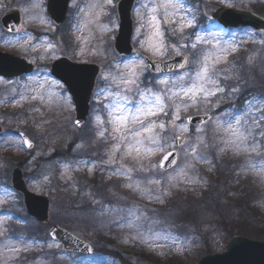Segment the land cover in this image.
<instances>
[{
    "label": "snow or ice",
    "instance_id": "snow-or-ice-1",
    "mask_svg": "<svg viewBox=\"0 0 264 264\" xmlns=\"http://www.w3.org/2000/svg\"><path fill=\"white\" fill-rule=\"evenodd\" d=\"M113 0H103L102 3L97 2L88 6V11L84 12V18L81 23L75 27V31L83 32L89 29V26L95 25L102 32L111 31V29L102 23L100 18L102 15H107L105 11L107 6H111ZM4 5L0 4V7ZM38 7L32 4L30 8H23L28 20H39L41 24H49L42 16L32 15L34 9ZM142 8L148 9L147 26L151 29L146 41H140L143 47L147 43L149 50L153 55L160 57L161 60L156 63L163 62V58L175 52L180 55L182 50L191 49V54L183 58V63L180 68L183 70L180 74L174 77H163L154 81V87H141V76L143 74V60L137 63H127L123 65L121 70L117 66L118 74L107 73L103 75L105 81H110L115 86L114 90L104 88L95 93L98 103L102 105L106 112V119H102L100 115L94 117L98 128L97 138L104 140L106 143L109 138L112 143L109 145L108 151L105 152L106 160L102 161L106 166L110 176H115L125 183L123 187L128 191L139 192L146 195L149 200H155L159 203H164V197L170 194V189L178 184H197L204 183L198 172L195 171L196 163L212 164V161L201 155L202 150L209 148L206 140V130L197 127V135L195 141H190L185 138L188 132V122L190 116L182 118V112H186L189 108L196 107L199 109L204 105L209 111L219 107L221 94L225 92V87L221 81L233 79L232 69L229 66V55L236 51L233 43H219L220 32L205 30L207 35L194 31V39L186 43L176 45H167L164 41V32L161 30V24L174 25L173 32L179 33L181 39H184L186 29H194L195 16L189 18L186 15H180L181 12L188 10L180 2V0H152L149 4L142 5ZM162 13L163 19H158V14ZM136 14L141 19V27H144L143 14L138 8ZM8 31L19 32L20 28H9ZM140 28L137 29L139 34ZM89 35L91 33L89 32ZM27 42L31 43L32 37L27 35ZM77 39L81 42H86L88 37L83 35ZM235 37H233V40ZM5 44H11L12 41L5 39ZM55 56L56 53L51 51L56 45L46 42L45 45ZM35 48V45H32ZM171 49V52L169 51ZM83 53L84 49L81 48ZM224 65V67H221ZM65 71L72 75L78 69L67 68ZM35 87L25 85L26 88L31 87V95L21 93V101L40 100L44 101L47 96L50 99L58 95L53 91V88L62 89L63 84L55 81L49 83L45 81H33ZM229 91L231 93H239L240 86H232ZM215 98V99H214ZM264 104V98L259 101ZM128 105H132L131 108ZM33 111L39 112L36 108ZM260 115L256 116L255 113ZM208 120L212 117L205 112ZM168 117L169 119H165ZM179 121L180 123H177ZM76 126H80V121H76ZM215 129L214 136L218 143L213 145L218 154L233 153L236 155H253L258 160L249 159L246 165L241 167V171H247L249 168L258 171L261 178H264V107L254 105L253 100L245 102V110L242 113L230 115L228 119L221 121L217 118L214 121ZM169 129L174 132V137L170 138ZM20 137L22 144L28 148L32 147L31 141L25 137V133L21 132ZM81 145H77L80 148ZM180 148L185 157L183 165L178 166L175 157L178 155L176 149ZM162 154L161 159L157 163L149 162L145 165V159H149L156 155ZM132 161V164L125 165V161ZM87 167L89 172H92L95 165H87V162H82ZM169 165L173 171L169 172L166 177L157 173V169L161 172ZM61 178L71 179L70 172L78 170L79 164L73 169L70 165H62ZM147 169V172H146ZM137 173L144 174L137 176ZM239 175V172L237 173ZM44 180L48 181L49 177L44 176ZM159 191V195H155L153 190ZM10 193L5 192L4 196H0V203L5 202V198ZM99 203V201H94ZM124 209L115 207L110 208L103 205L100 210V215L106 213L123 212ZM128 216H120L117 221V226H127L130 230L135 231L136 235L141 240H145L140 231V226L136 223L143 216V210L130 208L127 210ZM149 211H155L151 209ZM140 214H137V213ZM158 223V221H155ZM5 230L0 228V236L4 235ZM167 239H172L175 242L178 238L170 234ZM54 239V237H53ZM146 242V241H145ZM35 244V242H33ZM9 252L13 254V259H17L14 254L21 251L20 248L11 244H6ZM28 245H25L27 250ZM47 247L51 249L52 243H48ZM59 248V245H56ZM91 251V249H88ZM2 255V254H0Z\"/></svg>",
    "mask_w": 264,
    "mask_h": 264
},
{
    "label": "rangeland",
    "instance_id": "rangeland-1",
    "mask_svg": "<svg viewBox=\"0 0 264 264\" xmlns=\"http://www.w3.org/2000/svg\"><path fill=\"white\" fill-rule=\"evenodd\" d=\"M254 3H264V0H253ZM82 2V4H80ZM100 2L102 3L103 0H70L69 2V8L67 13V17L71 14V10L77 9V5H79L78 9L73 11L70 17L74 21V25L77 26L79 23L83 21V17H81L80 20L76 21L78 19V16L84 15V12H81V9H84L85 12L88 11V6L93 3ZM119 0H113V4L111 6H107L105 8V11L108 13L107 15H102L100 18V23L107 25L111 31L108 32H102L99 28H97L95 25L89 26L88 30H85L83 32H77L75 31V39L76 43H78L77 46H75L80 52V49L83 48L86 54H78V57L83 60H89L86 62L93 63L90 61H97V65H99L102 69V73L100 77L98 78L96 88L94 92L92 93V99L90 103V115H89V122H91V125H89V122L87 125H85L84 129L80 131H74V127L72 126V121H73V107L70 104V99L66 95L65 90L62 89H57L53 88V91L57 92L58 95L52 99L49 100V98L46 96L44 101L40 100H29V101H21L20 97L17 98L16 100H12L10 102L4 103V100L0 99V111L1 109H7L10 112H15V110H18V108H21L23 106V103H28L32 104L35 103L37 107L39 108V112H35L37 115V119L40 120L38 121V127H35L37 131L40 132V134L46 135V137L41 138V136H38L39 142H35L33 139L36 137L35 135H31L33 137H30L35 142V148L32 151V158L30 159V163L34 162V159L38 158H45L48 157L52 151L57 150V149H64L69 143L72 142L71 136L75 135L78 140V145H81L80 148H77L76 144L73 146L74 150L76 152H79L80 154L84 153L82 151V146H84V142L82 141L83 135L85 136L90 135V131L92 127L95 124V119L94 117L96 115H99V110H100V103L97 102L95 93L101 91L104 88H108L110 90H113L115 88L114 85L111 84L110 81H105L103 79V75L107 73H113V74H118L117 72V66L122 70L123 65L127 63H137L141 60L140 55L134 56L132 59H126L123 61H119L120 57L116 56L114 51H113V40L116 32H117V16H116V6ZM152 0H138L136 3V6L133 7L134 11L133 13L139 8L140 11L143 14V23L144 27H141V19L138 17L137 23L135 22V25H140V32L139 34L137 33V29L134 27L133 29V34H132V45L138 50L139 54L146 55L148 56L151 60L156 61V60H161L160 57H157L152 54V52L149 50L147 43L144 44V46H141L140 41H146L147 36L150 34L151 29L147 26V20H148V9L142 8V5L144 4H149L151 3ZM180 2L184 5V7L188 10L187 12H181L180 15H186L189 18H191L193 15V7L196 9V19H195V24L197 23V20L199 21V16L203 17L205 15H209L214 7L216 5H220L224 8H231L234 7L236 9H244V10H250L248 5L251 4V0H201L198 1V3H194L193 1L190 2V0H180ZM0 4L4 5L0 7V17L3 16L4 13L9 11L10 9H17L20 12V15L22 17L23 23L22 26V31L18 33L16 36H8L5 35V33L2 31L0 27V53L3 54H8L10 56H13L17 59H21L26 62V64L33 65L35 67V71L33 74L28 75L27 77L24 78H19L13 81H7L0 79V90L3 93L9 94L10 97L13 95H16L17 89L20 90L24 95H31V87H35V85L32 83L33 81H45L47 80L49 83L53 82L54 80L48 75L49 74V63L53 62L54 60L61 58V57H66L68 60H72L70 57V54L66 52V50L63 49V46L58 45L54 40L53 41H48L46 39H35L32 37L31 43L27 42V36H25V33L29 35V31L32 29L42 31V33H47L50 28V25L52 26L51 22L47 25L41 24L39 20L36 21H31L27 19V16L29 14H26L24 11H22L23 8H30L32 4L38 5L34 9V11L31 13L32 15H39L42 16L45 20L50 21L48 17L45 15V0H0ZM10 5V6H8ZM132 13V14H133ZM136 13V12H135ZM137 14H135L136 16ZM69 17V20H70ZM158 19H163L162 13L158 14ZM134 20V19H133ZM78 22V24H77ZM134 24V22H133ZM167 26H172V25H166V24H161V30L165 33L168 28ZM135 28V29H134ZM196 28V26L194 27ZM143 31H142V30ZM203 35H207V32L205 30H210V31H219L220 32V41L219 43H228L231 42L233 43V46L236 47V51L233 52L231 55L237 54L238 48L244 44V45H252L255 46L253 47V50L248 51L246 55V65L248 71L252 72L253 70L256 71L258 75H263L264 76V36L258 37V39H255V34L251 33L250 31H240V32H233L230 34H226L220 27H218L215 24L212 25H206L205 23L199 24V29H198ZM89 32L91 35H89ZM141 33H144V36L141 35ZM85 36L88 37L86 42H81L77 39L78 36ZM233 37L235 39L233 40ZM5 39L11 40V44H5L4 41ZM46 42H50L56 47L52 49L51 51H54L56 53L55 56L51 55V52L47 49L45 45ZM32 45H35L36 47L33 48ZM27 51H29L32 55V58H27ZM171 52V49H169ZM183 53L180 55H190L191 54V49L187 50H182ZM189 51V52H188ZM81 53V52H80ZM176 55L175 52H171L170 55L167 57L163 58L164 60L169 57H174ZM109 63V65H108ZM37 64L42 65L39 67ZM115 68L116 70L112 71L111 69ZM144 68L143 74L141 76V87H154V81H156L159 78H163L165 76L157 77V76H151L148 74L147 70ZM180 74V73H179ZM148 75V77L146 76ZM177 74H171L167 75V77H174ZM56 82V81H55ZM30 85V88H26L25 85ZM94 101V102H93ZM220 106V105H219ZM129 108L132 107V105H128ZM44 108V109H43ZM215 108L214 110H216ZM244 111V110H243ZM242 111V112H243ZM200 112V113H198ZM206 111H198L195 108H189L186 112H182V118H186L187 116H190L191 114L198 113V114H205ZM241 111H237L236 114L242 113ZM256 116H259L260 114H255ZM169 119L168 117H166ZM219 118L221 121L228 119L229 117L225 114L219 115V117H213L212 120H210L206 126L203 128L206 130V139L208 138L210 141V146L209 149L210 152H216L215 147L213 145H216L218 141L216 140V137L214 136V129H215V124L214 121ZM177 123H180L177 121ZM25 124H19L18 126L10 125L9 130H12V132H8V136L3 139L0 138V142L4 144L3 148L1 151L8 153L11 155L9 158L14 159L15 161H20L21 158L27 156V153L25 150H23V146L21 144V141L18 139L17 134L21 133L23 131ZM189 130V128H188ZM188 131L185 134V138L192 141L193 138H195L197 135H204V133H197L195 135H190ZM169 134L170 137H174V132L172 129H169ZM107 143H112V141L108 140ZM179 157H178V166H182L184 162V155L182 149L178 150ZM7 155V156H9ZM162 154H156L152 156L149 159H145L144 163L147 165L149 162L151 163H157L159 161V158L161 157ZM241 157L246 158L247 162L249 159L252 160H258L257 157L254 155L252 157H249L247 155H240ZM90 163L87 165H95V164H103L101 163V159L96 160V154H90L89 156ZM94 159L96 161H94ZM87 162V161H85ZM125 165L132 164V161H125ZM104 165V164H103ZM45 173L47 174V169L49 166H40ZM84 168L88 169V167L84 164ZM23 171L25 169L24 164L22 165L21 168ZM147 172V169H146ZM172 172V171H171ZM32 169L28 170V173H25L26 177L31 181V187L29 189L31 192L36 194L35 191L32 190L33 186H37V181H35L36 177L33 175ZM160 175V172L157 169V173ZM168 174V173H167ZM167 174L161 175L166 177ZM253 174L259 175V173L253 172ZM137 176H143L144 174L142 173H137ZM260 176V175H259ZM261 177V176H260ZM264 180V178H262ZM117 181H122L121 186H123V180L117 178ZM49 185L47 184L46 187ZM113 187H116V185H112ZM39 189L43 190L40 186H38ZM38 190V189H37ZM45 191V190H43ZM155 194V189L153 190ZM5 192H0V196H4ZM10 195H8L5 198L4 203L0 204H15L14 212H16L17 207L16 205H19L18 199L15 196L14 193L8 192ZM120 193V192H119ZM121 194V193H120ZM96 195V194H95ZM45 196V195H44ZM103 196V195H102ZM102 196H98L100 200H103ZM145 196V195H142ZM48 199H51L48 195H46ZM97 197V196H96ZM119 198H123L122 196ZM58 200V199H57ZM54 200L55 206L60 205V202ZM129 202V199H126ZM142 200L146 202H151L150 205H156L157 207H161L163 203L156 202L155 200H149L148 197L143 198ZM165 201V200H164ZM52 202V201H51ZM50 202V203H51ZM52 205V203H51ZM52 207V206H51ZM52 209L50 210V212ZM3 213L4 212H0ZM0 215V228H2V224L7 221L8 218H11V215ZM20 216H24L20 215ZM123 216V215H120ZM166 219H164V222ZM32 222L31 220L27 219V224L25 225L26 227L29 228H34L33 225L30 223ZM154 223V222H152ZM171 229H166L163 230L162 236L160 238H154V241L150 242L149 244L145 245V254L149 255L152 259L150 260L153 264H166V258L165 256L167 255L168 250L172 253V255H176L178 258L182 259L183 264H196L202 257L206 256L207 250L205 249L203 243L201 241H195L191 246H182L181 244L178 243V239L173 242L172 239H167L166 236L169 234L171 235ZM141 233H145L146 239L149 238L148 234L146 233L145 229L140 228ZM180 232H182L180 229L176 231V236L172 235L173 237H178L180 238ZM74 235V234H73ZM76 236V235H75ZM154 236V234L152 235ZM156 237V236H155ZM79 238V237H78ZM84 240V239H83ZM229 239L226 238V235L224 233H215L213 235V238L211 241H209V245H211V250L213 251L214 255L215 254H221L224 252L225 247ZM20 241H24V239H21ZM15 242V243H9L11 245H14L17 248H20L21 251L18 254H24V255H32L35 256L32 258L30 261V264H122L121 261L119 262L117 259L113 257H109L108 255H101L98 257L97 255L91 256L89 258L86 257H81V256H70V255H65L61 253L60 247L57 248L56 244L52 243L50 241L45 233L44 237H40L39 240L37 241L34 237H31L29 239H26L24 242V245L21 246V242ZM85 241L91 243H94V240H87ZM35 242V244H33ZM48 243H52L53 247L49 249L47 247ZM2 244V243H1ZM6 244H4L2 247L5 249V251H9L7 247H5ZM25 245H28L27 250H25ZM110 251H114L116 253H119L124 257V259L129 263L133 264L131 260L136 263L137 257L139 255L135 254L132 250L123 248L122 245L118 244L115 246H112L109 248ZM2 248L0 247V254H1ZM3 252V258L2 255H0V264H10V261L12 260L11 257L9 256H4ZM137 256V257H136ZM18 257V256H17ZM17 260H20L18 257ZM159 260V261H158ZM146 264H151L150 262Z\"/></svg>",
    "mask_w": 264,
    "mask_h": 264
},
{
    "label": "trees",
    "instance_id": "trees-1",
    "mask_svg": "<svg viewBox=\"0 0 264 264\" xmlns=\"http://www.w3.org/2000/svg\"><path fill=\"white\" fill-rule=\"evenodd\" d=\"M255 12L264 15V7L256 4ZM195 14L196 9L193 8V15L196 17ZM204 20V17L199 16V21L196 24L204 23ZM64 28L67 30V26ZM173 28L169 38L170 35L176 34L173 32ZM58 30L55 32H58ZM185 31L194 34L196 29H186ZM36 32L31 30L33 35H36ZM60 32L61 34L58 37L56 34H49L48 37L58 39L62 46L68 47L70 44L67 39L68 33L64 29L60 30ZM191 35L188 34L186 37L189 38ZM76 55L77 53L72 55L73 61L82 60ZM238 56L239 58H233L229 61L233 79L221 81L225 87V92L221 94L219 100L221 106L216 111V114L224 112L227 115H234L231 111L233 105H237L241 109L242 101L253 100L256 91H264V81L256 74L248 72L247 68H244V60L240 57L242 52ZM237 84L241 88V94L245 95L246 98H239L237 102H233L234 96L229 89ZM193 108L201 111L203 105L199 109ZM24 115L30 118L37 116L34 111H24L23 113L18 112L10 115L3 113L0 116V122L7 130L10 125L25 123L27 125L24 128L26 129L25 133L32 137L33 131L30 128L32 121L25 118ZM189 131L194 132V129ZM33 140L35 142L38 141L37 138ZM192 141H195V138ZM201 155L212 161V164L196 163L194 165L195 171L205 181L204 183L188 184V186L183 183L178 184L170 189V194L165 197V203L161 207L123 204L120 207L124 209L123 212L106 213L103 216L100 215L103 205H107L110 208H115L117 205L105 200H101L99 203L94 202L97 199L93 196V192L98 195L112 194V182L105 177L102 171L96 170L92 173H87L85 170L81 172L74 170L70 172L71 179L61 178L62 165H70L66 162L71 160L70 143L65 150L54 151L49 158H46L45 161L39 160L33 167L40 174L37 178L38 180H36L37 183L46 182L50 186L49 188L45 187V190L52 200L51 223H56V225L77 234L83 239L94 240L95 250L98 254L111 256L119 262L121 261L122 264L129 263L119 254L110 251L109 245L120 242L132 250L142 252L144 245L149 243L148 240L152 239V234L147 231L149 226H152L156 231L163 228L171 229L170 231L173 235L180 229L182 232H180V238H177L182 245L190 246L193 242L199 240L207 250L206 254L211 252L209 241H211L215 233L222 232L227 239H231L233 236H242L264 241V180L259 175L253 174V172L258 173V171L251 168L246 172L241 171V167L247 164L246 159L248 157L243 159L240 155L233 153L219 155L216 152H210L209 148L202 150ZM9 158L11 157L7 156L5 152L0 151L1 192L10 191L9 174L11 168L14 166L22 168L25 162L24 159L15 161L14 159L9 160ZM43 162L56 164L57 171L54 173V177L51 172L43 174L42 168L39 166ZM71 167L73 168V166ZM238 172L239 175H237ZM102 175L104 176L102 177ZM44 176H48L49 180L45 181L43 179ZM121 190V188H117V192ZM156 195H159V191H156ZM54 200L59 201L60 205L55 206ZM16 207L17 210L14 212L13 203L0 204V212L14 215V219L9 220L10 223L5 226V232L8 235L6 240L14 242L22 237L24 239L23 246L26 239L31 237L39 238L41 230L35 228V226L34 228H29L25 224L18 225V223H23V217L20 215L24 213L19 209L18 205ZM130 208L143 210L142 218L136 223L140 228L145 229L149 236L148 239H146L145 233H142L145 240H141L138 236L132 240V237L136 235L135 231L130 230L127 226H117V223L114 222L119 219L120 215L127 217V210ZM151 209L155 211H149ZM137 214L140 213L138 212ZM164 219H166L165 222ZM155 221H158V223ZM25 257L27 260L30 259V256L26 255H23L22 258ZM165 258L166 264H183V261H181L183 259L176 258L170 252H167ZM146 261L148 262V259L145 257H139L137 263L145 264Z\"/></svg>",
    "mask_w": 264,
    "mask_h": 264
},
{
    "label": "water",
    "instance_id": "water-1",
    "mask_svg": "<svg viewBox=\"0 0 264 264\" xmlns=\"http://www.w3.org/2000/svg\"><path fill=\"white\" fill-rule=\"evenodd\" d=\"M47 15L52 23L56 26L62 24L66 17V10L69 0H45ZM135 0H122L117 6L118 14V32L114 40V51L118 55L132 57L134 51L131 47L132 21L131 11ZM211 19L217 21L224 28H246L252 27L257 31L264 32V21L246 12L226 11L216 9ZM21 18L17 10L6 13L1 19L3 29L7 32L9 28L15 29L19 26L21 30ZM18 33L16 31L10 34ZM184 57H174L165 62H151L147 58H143L147 70L152 74H168L173 71L182 70L179 66L183 63ZM72 68L79 71L69 75L65 69ZM32 72V67L26 65L24 61L15 59L11 56L0 54V77L12 79L23 74ZM100 73V69L92 64H74L62 58L52 63L51 74L59 80L71 96L72 105L74 107L73 126L80 129L85 124L89 112V102L91 93L95 86V80ZM76 121H80V126H76ZM208 119L206 116H198L190 118L189 125L199 127ZM1 129V128H0ZM2 130H0V133ZM21 139V137H20ZM32 144V143H31ZM27 150H31L24 146ZM177 156L175 157V161ZM172 168L169 165L163 172ZM11 188L14 192L22 196L25 213L40 224H46L49 220V201L32 193L27 192L24 184L22 172L19 169L12 170ZM49 237L61 245L63 253L82 254L91 256L93 250L91 246L59 227H52L48 232ZM54 237V239H53ZM88 249H91L89 251ZM197 264H264V242L252 241L242 237H233L227 244L225 252L202 258Z\"/></svg>",
    "mask_w": 264,
    "mask_h": 264
}]
</instances>
